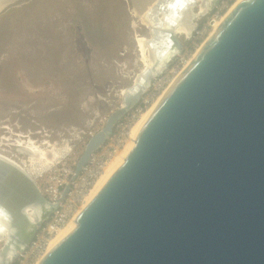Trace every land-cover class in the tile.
Returning a JSON list of instances; mask_svg holds the SVG:
<instances>
[{"label":"water","instance_id":"1","mask_svg":"<svg viewBox=\"0 0 264 264\" xmlns=\"http://www.w3.org/2000/svg\"><path fill=\"white\" fill-rule=\"evenodd\" d=\"M19 1L2 0L0 14ZM196 1L151 5L154 64L87 142L77 174L180 52L177 28L196 25ZM163 50L170 55L157 64ZM54 209L0 157V264H13ZM44 264H264V0H240L226 14Z\"/></svg>","mask_w":264,"mask_h":264},{"label":"rangeland","instance_id":"2","mask_svg":"<svg viewBox=\"0 0 264 264\" xmlns=\"http://www.w3.org/2000/svg\"><path fill=\"white\" fill-rule=\"evenodd\" d=\"M237 1H210L192 35L179 34L183 49L154 80L161 87L156 86L160 91L153 105L208 39L213 28L207 25L216 13L222 10L221 19ZM17 4L0 14V153L30 168L52 148H69L65 157L71 153L78 162L87 142L120 108L125 89L143 70L135 40L136 35L148 38V29L139 24L136 32L132 29L137 21L132 0H20ZM200 4L203 0L196 3L194 13L200 11ZM187 50L191 53L177 69L174 64ZM85 104L87 113L81 108ZM88 120L94 125L79 142V134L72 130Z\"/></svg>","mask_w":264,"mask_h":264},{"label":"built area","instance_id":"3","mask_svg":"<svg viewBox=\"0 0 264 264\" xmlns=\"http://www.w3.org/2000/svg\"><path fill=\"white\" fill-rule=\"evenodd\" d=\"M221 12L222 10H219L212 21L207 25L211 30L220 18ZM199 34L202 35V33H198V35ZM190 53L191 52L187 50L186 55L183 58L180 56L174 66L177 69L183 66L184 61L187 60V56ZM158 91H160L159 88H154L153 91L149 90V93L146 95L147 100L144 98L143 103L141 102V104L136 107L137 109L135 112H130V114L125 115L115 125L111 137L100 149L91 154L87 165L82 168L78 176L75 177L74 172L77 160L74 157L71 158V153L63 158L59 164L52 165L36 176L35 182L40 192L55 205V209L51 212L47 221L43 222L41 226L38 227L34 238L24 251L19 253L14 264H34L41 253L45 252L50 240L58 235V231L66 226L67 222L71 220L74 212L82 205L86 196L85 192H90L89 188L93 186L98 176L104 172L108 163L114 158L115 153L118 150L121 151L123 147L127 145L131 136L130 128L135 120L134 116L143 113L148 108L155 99L156 92ZM83 107L85 108L84 113H87L86 104L81 105V108ZM86 122L87 124L85 123L82 128L80 125H76V128L72 130L75 134H79V142L82 140L81 134H84L86 131L88 132L94 125L92 120ZM18 159L20 158L18 157ZM25 163L26 162H23L24 165Z\"/></svg>","mask_w":264,"mask_h":264},{"label":"bare ground","instance_id":"4","mask_svg":"<svg viewBox=\"0 0 264 264\" xmlns=\"http://www.w3.org/2000/svg\"><path fill=\"white\" fill-rule=\"evenodd\" d=\"M1 1L0 0V6H1ZM151 2L147 1V5H146V8L141 12L140 10L137 9V7H133L134 8V11H135V15H136V18H137V21H134L132 24H131V27L133 30H135L136 32V29L138 27V24L139 25H143L144 27H146L148 29V38H143V37H140L139 35H136L138 36L137 39L135 40L137 46L139 47L138 48V51H140L142 53L141 55V61L144 63V68L143 70H141L139 72V74L144 71L145 69L147 68H150L153 66V60L155 61V59L153 58V53H152V50H151V24L149 22V20L147 19V12L148 10L151 8V5L156 1V0H150ZM199 0L196 1V3L198 2ZM240 1V0H239ZM237 1L236 4L239 2ZM133 3V2H132ZM202 3V1H201ZM234 4V6L236 5ZM133 5V4H132ZM144 5V4H143ZM233 6V7H234ZM232 7V8H233ZM200 9V11L198 13H194V15H196V20L199 19V17L201 16H204L208 10L210 9V0H203V4L199 5L198 7ZM230 11V10H229ZM137 13V14H136ZM225 16L222 17L221 19H219V21L216 22V24L214 25L213 27V31L211 32L210 36L213 34V32L215 30H217V28L220 26V24L222 23V21L224 20ZM195 26L194 25H190V26H186L184 27L182 24H180L177 28V33L180 34V35H183L185 36L186 38H189L191 35H192V32H194ZM209 36V37H210ZM208 37V38H209ZM156 51L157 49L154 48ZM183 49V48H182ZM182 49L180 50V52L178 54H176L175 58H177V56L181 53ZM154 54H155V51L153 50ZM168 55H170L167 51H162L161 54L159 55L156 63L159 64V62L161 63H164L165 60H167L168 58ZM193 59V58H192ZM191 59V60H192ZM191 62V61H190ZM190 62L188 63V65L190 64ZM186 65L185 68L188 66ZM170 68V66L165 70L167 71L168 69ZM184 68V69H185ZM183 69V70H184ZM183 70L179 73V75L183 72ZM163 71V72H165ZM162 72V73H163ZM160 73V75L162 74ZM138 74V75H139ZM178 74V73H177ZM177 74L174 73V75L176 76ZM160 75L156 76V78H158ZM178 75V76H179ZM177 76V77H178ZM138 77V76H137ZM136 77V78H137ZM176 77V78H177ZM154 78L151 82V85L150 87L147 89V91L149 89H151V86L154 87V88H157L158 86L161 87V84L159 83H153L154 80L156 79ZM174 78V77H173ZM175 78V79H176ZM174 79V80H175ZM136 80V79H135ZM134 80V82H135ZM174 82V81H173ZM172 82V83H173ZM171 83V85H172ZM153 84V85H152ZM171 85L168 87V89L171 87ZM157 86V87H156ZM153 88V89H154ZM167 89V90H168ZM126 90V89H125ZM166 90V91H167ZM146 91V92H147ZM165 91V92H166ZM126 91H124L125 93ZM145 92V93H146ZM164 92V93H165ZM124 93H123V96H124ZM144 93V94H145ZM163 93V94H164ZM144 95L142 96V100H140L142 103H143V99H144ZM147 100V98H145ZM159 100V99H158ZM141 102H139L137 104V107L141 104ZM157 103V102H156ZM155 103V104H156ZM155 104L153 105L151 103V105L148 106L147 110L145 111V113H139L137 114V116H134V122L132 123L131 125V136H130V139L127 143V145H125L123 147V149L121 151H117L114 155V158L108 163L107 167L104 169V172L98 176V178L96 179V181L93 183V186L91 188H89V191H86L85 192V198H84V202L82 203V205L79 207L78 211L74 217L72 218V220H70V222H67L66 226L63 228V229H60L58 231V235L57 236H54L49 244L47 245V249L45 250L44 253H41L40 255V258L37 260L36 264H44L45 261L47 260V258L49 257V255L51 254V252L53 251V249L59 244V242L67 235V233L72 229V227L74 226L76 220L79 218V216L83 213V211L85 210V208L88 206V204L92 201V199L94 198V196L97 194V192L101 189V187L103 186V184L106 182V180L108 179V177L111 175V173L114 171V169L122 162V160L127 156V154L129 153V151L133 148V146L135 145V140H136V136H137V133L142 125V123L144 122L145 118L147 117V115L149 114V112L152 110V108L155 106ZM122 106V105H121ZM137 108H135L132 112H135ZM131 112V113H132ZM127 114H130V112H128ZM138 121V123H136V125L134 126V128L132 129V126L135 124V122ZM69 151V148H66L65 150H59V149H55V148H52V150H50V153L42 158V160L40 161H36L34 160L32 162V165L30 166L29 168V165L30 164H20L19 163V160L17 159H13V158H10V157H7L3 154L0 153V157L2 158H5L6 160H8L9 162H12L14 165L20 167L26 174H28L34 181H35V178L38 174H40L42 171H45L47 168L51 167L52 165H56V164H59L61 162V160H63V158H65V154ZM35 154V153H34ZM93 154V153H92ZM32 155V154H31ZM38 156V155H37ZM35 157L36 159L38 157ZM91 156V155H90ZM34 158V159H35ZM89 161V160H88ZM88 163V162H87ZM87 163L84 165L86 166ZM83 166V167H84ZM82 167V168H83ZM81 168V170H82ZM80 170V171H81ZM74 172H75V177L78 176L80 174V172L77 174L76 173V167L74 168ZM36 183V182H35ZM39 190V188H38ZM40 192V190H39ZM41 195L44 197L45 195L40 192ZM51 205L55 206L46 196L44 197ZM27 213L28 215L30 216L31 219L35 220L36 217H37V212L35 210H33L32 208H27ZM75 211V212H76ZM2 243V242H0Z\"/></svg>","mask_w":264,"mask_h":264}]
</instances>
